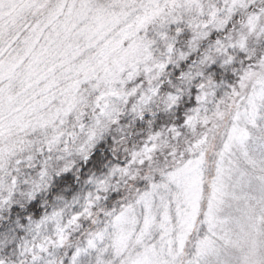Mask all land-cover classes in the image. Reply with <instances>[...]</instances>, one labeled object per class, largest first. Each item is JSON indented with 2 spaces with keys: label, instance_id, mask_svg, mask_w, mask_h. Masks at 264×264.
<instances>
[{
  "label": "snow or ice",
  "instance_id": "6c2138e0",
  "mask_svg": "<svg viewBox=\"0 0 264 264\" xmlns=\"http://www.w3.org/2000/svg\"><path fill=\"white\" fill-rule=\"evenodd\" d=\"M0 264H264V0H0Z\"/></svg>",
  "mask_w": 264,
  "mask_h": 264
}]
</instances>
